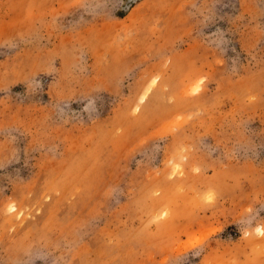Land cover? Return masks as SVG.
I'll use <instances>...</instances> for the list:
<instances>
[{
  "label": "rangeland",
  "instance_id": "obj_1",
  "mask_svg": "<svg viewBox=\"0 0 264 264\" xmlns=\"http://www.w3.org/2000/svg\"><path fill=\"white\" fill-rule=\"evenodd\" d=\"M0 264H264V0H0Z\"/></svg>",
  "mask_w": 264,
  "mask_h": 264
}]
</instances>
